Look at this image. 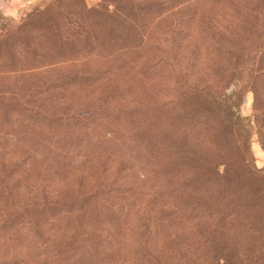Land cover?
Returning <instances> with one entry per match:
<instances>
[{"label": "trees", "instance_id": "obj_1", "mask_svg": "<svg viewBox=\"0 0 264 264\" xmlns=\"http://www.w3.org/2000/svg\"><path fill=\"white\" fill-rule=\"evenodd\" d=\"M212 1L227 14L212 43L198 61L180 37L150 98L149 29ZM204 9L183 13L199 26ZM10 19L0 78L22 90L0 87V264H264V0H41Z\"/></svg>", "mask_w": 264, "mask_h": 264}, {"label": "rangeland", "instance_id": "obj_2", "mask_svg": "<svg viewBox=\"0 0 264 264\" xmlns=\"http://www.w3.org/2000/svg\"><path fill=\"white\" fill-rule=\"evenodd\" d=\"M95 1L96 0H86L87 3H93ZM39 2H41V0H0V31L11 20L10 17L13 18V21H17L26 11L30 9V7H32L33 5ZM188 8L194 9L197 12H200L202 11V9L206 8L204 10L207 16L203 15L200 18L199 26H198V22L194 23L191 20L189 24V20L186 18L185 13H183ZM188 8L187 7L184 8L181 14H171L167 18H163L160 24L157 23L155 26H152L153 29H149L151 33L150 37L155 39L154 42H156L154 43L155 46L152 45V49H153V52L156 54L157 58L155 59V61L153 60H151V62L149 61L150 63L146 61L137 63L138 69L136 67L135 68L137 69V72L139 75L143 74L147 79H149L151 83V88H156V91L154 93H152V91H149V95L147 96H149L150 98L162 100V97L165 94L164 86H165V83H167L168 81L167 77L169 74L170 65L171 67L176 66L175 58L177 55V51H176L175 46L177 45L178 39L183 36L184 37L194 36L192 37V39L190 38V41L188 42L186 49H188V51L198 50L197 53L193 52V55L194 56L196 55L197 60L199 61L200 54L198 52L199 51L202 52L203 47H205L208 44L210 45V43H212V38L210 37H212V34L214 33L213 26L215 27V25H213V22L218 16H221L222 18H225L227 16L226 12L220 11L215 6L214 1L208 3L207 5L202 4L201 2H198V3H195L194 5H189ZM234 13L237 14L238 9L235 10ZM179 22H182V23L179 25ZM168 39H171V40L173 39L169 45H168V42H169ZM4 55L5 53H3V51L0 52V57H2V62L0 63V69H3L4 67H6L5 61H7V59L5 58ZM92 64H95L96 66L98 65V63H93L90 61V62H87L82 67L93 68ZM155 66H156V69H155L156 71L153 70ZM148 69H151V70L148 71ZM146 73H147V76H146ZM126 75L127 74L124 73V76L122 77V80L124 82H122L121 88L129 87V85L131 84V82H128L129 78H127ZM0 76H2V74H0ZM8 81L9 80L7 78L6 79L0 78V87H2L3 89L10 88L12 90H16V92L17 91L20 92L22 90V88H20V91L17 90L19 87H16V82H14L15 83L14 84L13 82H8ZM60 91H63L62 94L64 96V97L60 96V98L67 99L66 96L69 93L68 90L64 88V89H61ZM141 94H143V92H140V88H137L136 98L142 102L145 96ZM21 95L24 97L26 96L23 93H21ZM61 99H58V101ZM29 100L30 102H32L31 99ZM251 100H252L251 92L246 91L243 94L240 105H239V112L241 114L245 115V114L250 113ZM81 107H84V106H81ZM7 111H11V109H8V108L0 109V116H2L3 114H7L8 113ZM18 111H19V115H21L19 119H23L25 117V115H23L25 111L20 108ZM87 112H88V109L78 110V113L81 115H87L86 114ZM2 122L0 123V125L2 124ZM54 129L55 127L50 126V128L47 131H54ZM250 148H251V154L253 157L254 165L262 169V171L264 172V151L261 148L258 142L257 136L254 133L251 135V138H250ZM70 150H71V155H73L74 153L76 155H79L80 153L79 148L75 149L74 147ZM61 152H62L61 154L65 153L62 150ZM110 169L111 168H109V170ZM109 170L107 171V174ZM263 185H264V182H263ZM260 208H261V211L259 212L257 211V215L261 223V226H260L261 232H264V199L262 200V204ZM102 226L105 227V230H102L101 234L107 236L106 229H109V226L106 223H104ZM100 238H103V236L100 235Z\"/></svg>", "mask_w": 264, "mask_h": 264}]
</instances>
